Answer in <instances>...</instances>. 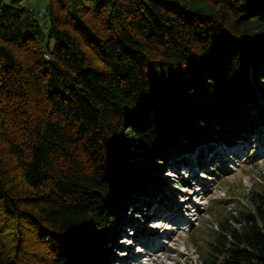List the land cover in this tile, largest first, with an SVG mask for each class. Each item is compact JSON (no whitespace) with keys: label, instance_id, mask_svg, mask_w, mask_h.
<instances>
[{"label":"trees","instance_id":"16d2710c","mask_svg":"<svg viewBox=\"0 0 264 264\" xmlns=\"http://www.w3.org/2000/svg\"><path fill=\"white\" fill-rule=\"evenodd\" d=\"M23 1L0 0V264H108L168 155L264 128V0H48L45 29ZM247 198L202 264H264Z\"/></svg>","mask_w":264,"mask_h":264},{"label":"rangeland","instance_id":"374dc122","mask_svg":"<svg viewBox=\"0 0 264 264\" xmlns=\"http://www.w3.org/2000/svg\"><path fill=\"white\" fill-rule=\"evenodd\" d=\"M47 2L24 0L22 3L33 11L43 29L49 24ZM257 87L259 95L251 102V110L259 105L264 107V91H261L264 85L258 83ZM218 143L203 138L183 152L182 160L168 155L163 171L154 172L162 183L159 189L151 188L150 195L137 196L133 203L129 202L126 212L115 221V227L107 231V248L103 247L108 253V264L137 261L139 247L148 249L147 256H138L141 264H202V255L218 223L226 220L234 223L230 218L236 217L239 210L252 211L248 194L264 185V128H255L242 142L239 153L232 154L238 163L228 162L232 150L228 144ZM222 146L230 151H226L225 157ZM130 155L137 162L143 157L136 150ZM199 155L203 156L201 161L197 160ZM189 205L192 208L184 213ZM173 208L178 209L179 225L167 219L173 215ZM139 234L144 236L141 238ZM164 239L167 243L162 242Z\"/></svg>","mask_w":264,"mask_h":264},{"label":"bare ground","instance_id":"6f19581e","mask_svg":"<svg viewBox=\"0 0 264 264\" xmlns=\"http://www.w3.org/2000/svg\"><path fill=\"white\" fill-rule=\"evenodd\" d=\"M221 142V141H220ZM243 145V144H242ZM224 148V147H223ZM231 150V149H230ZM224 151H225V149H224ZM224 151H223V154H224V157L226 156L225 155V153H224ZM233 153H231L230 154V160L231 159H234V157H236L235 155H232ZM229 155V154H228ZM229 162V161H228ZM174 209V208H173ZM167 218V217H166ZM166 218L164 217L163 219L166 221ZM185 218V217H184ZM167 219H170V221H172L173 222V224L174 225H179L180 224V218H179V216H178V209L177 208H175L174 210H173V215H169V218H167ZM164 220H162V221H164ZM171 222V223H172ZM140 240V239H139ZM138 240V242H140ZM137 242V241H136ZM140 244V243H139ZM139 246V245H138ZM132 249V248H131ZM151 250V249H150ZM146 252H147V254H148V249H146ZM135 258V257H134ZM130 262V263H129ZM134 262H136V264H140V262H138V260L137 261H134V260H132L131 261V259L130 260H128V261H126V263L127 264H132V263H134Z\"/></svg>","mask_w":264,"mask_h":264},{"label":"clouds","instance_id":"9594fccd","mask_svg":"<svg viewBox=\"0 0 264 264\" xmlns=\"http://www.w3.org/2000/svg\"><path fill=\"white\" fill-rule=\"evenodd\" d=\"M245 140H246V139H245ZM220 143H223V142H219L218 144H220ZM222 147H223V146H222ZM202 157H203V156H200V158L197 157V160H198V161H201ZM199 159H200V160H199ZM188 204H189V203H188Z\"/></svg>","mask_w":264,"mask_h":264}]
</instances>
